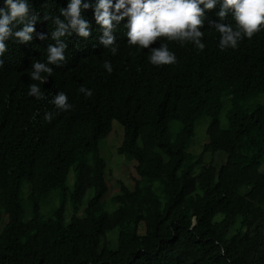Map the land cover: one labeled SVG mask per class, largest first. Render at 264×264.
I'll return each instance as SVG.
<instances>
[{
	"label": "trees",
	"instance_id": "1",
	"mask_svg": "<svg viewBox=\"0 0 264 264\" xmlns=\"http://www.w3.org/2000/svg\"><path fill=\"white\" fill-rule=\"evenodd\" d=\"M27 2L29 15L38 17L33 38L28 44L10 38L0 56V264H264V26L222 51L211 28L221 22L218 4L205 13L204 50L164 41L176 63L157 67L148 54L162 41L148 49L128 46L125 19L114 32L113 55L100 44L98 0H82L91 5L81 12L91 34L63 37L66 60L51 66L41 83L30 78L32 64L46 62L49 44L55 46L52 18L70 0ZM223 23H234L233 13ZM41 33L45 40L38 39ZM32 83L44 99L28 95ZM81 86L92 96L86 98ZM59 92L67 95L69 111L51 103ZM222 96L229 104L225 127L218 120ZM50 112L49 123L44 116ZM201 117L207 118L204 136L193 153L189 140ZM112 120L122 128L117 153L132 161L134 172L131 188L116 180L109 193L112 180L97 146ZM171 120L178 123L173 135ZM205 152L220 159L205 162ZM70 170L71 214L64 222ZM55 189L58 205L44 217L42 202ZM111 231L113 249L105 243Z\"/></svg>",
	"mask_w": 264,
	"mask_h": 264
},
{
	"label": "clouds",
	"instance_id": "2",
	"mask_svg": "<svg viewBox=\"0 0 264 264\" xmlns=\"http://www.w3.org/2000/svg\"><path fill=\"white\" fill-rule=\"evenodd\" d=\"M220 5L217 13L221 22H212L211 28L219 33V48L235 49L244 38L251 39L264 26V0H98L94 6V19L102 31L100 44L117 53L116 37L117 26L127 19L124 28L127 29V44L130 47L148 49L158 40L160 46L152 48L148 54L149 62L157 67L176 63V56L169 50L168 43H192L203 51L202 43L204 32L205 13ZM91 7L82 0H70L66 9H60V15L52 18L55 25L51 32V39L55 46L49 44L46 62L32 64L30 78L32 81L45 83L53 73V67H60L66 60L65 49L67 44L62 39L65 36L76 34L80 38L90 36V25L82 17L81 12ZM233 13L234 23L225 24L224 19ZM63 17V19H61ZM38 17L29 15L27 0H5V6L0 8V56L7 51L6 41L10 38L20 44H28L35 32V23ZM45 20L49 17L45 15ZM16 25H22L20 30H14ZM38 39L45 40L46 35L41 33ZM3 61L0 60V65ZM104 68L111 73L110 62L104 63ZM42 73H46L43 76ZM85 97H91L92 91L81 86L79 89ZM29 96L37 100L44 99V94L38 84L29 85ZM51 103L59 111H69L72 105L68 103L65 93L59 92ZM55 113H46L44 119L51 122Z\"/></svg>",
	"mask_w": 264,
	"mask_h": 264
},
{
	"label": "rangeland",
	"instance_id": "3",
	"mask_svg": "<svg viewBox=\"0 0 264 264\" xmlns=\"http://www.w3.org/2000/svg\"><path fill=\"white\" fill-rule=\"evenodd\" d=\"M222 104L221 108L218 113V120L220 122V125L222 127L226 126V111L229 108V104L227 102V99L225 96H222L221 98ZM261 102V98L258 100H252L251 104H249V101L245 103L244 107L246 109H249L251 106H253L255 103ZM207 121L206 117H201L194 125V132L192 138L189 140L190 144L188 146V150L197 153L200 148V142L202 141V138L204 136V128L205 123ZM178 127V123L175 120H171L168 122V130L173 135L175 130ZM122 139V128L119 125V123L115 120H112L110 123V128L108 131V134L102 138L98 143V154L103 159L105 164V172L108 174V176L111 178V186H109V193H113L116 191L117 187L116 184L113 186L112 184L115 183L116 180H120L124 185H126L128 188H131L132 186V180L130 176L133 174V164L132 161L129 159L124 158L122 155L117 153V147L120 144ZM203 161L216 159L218 161L220 158L217 155H212L208 152L203 153L202 155ZM260 171H264V164L260 167ZM73 179V172L72 170L69 171L68 175L66 176L65 185L66 188L64 189V222H67L70 214H71V204L68 199V193L71 189ZM27 194V187L24 182L20 185V202L22 205V218L27 219L30 217V206L28 204V201L26 199ZM61 196L59 195L58 190H52L49 192V194L46 196V199L42 202L41 205V213L44 217H48L51 214V210L54 206L58 205L59 198ZM107 198V197H106ZM104 208L106 210H110L112 207L109 206V202L104 201ZM78 213H82V206L78 210ZM1 225V222H0ZM115 231H111L106 233L105 236V243L109 248H115Z\"/></svg>",
	"mask_w": 264,
	"mask_h": 264
}]
</instances>
